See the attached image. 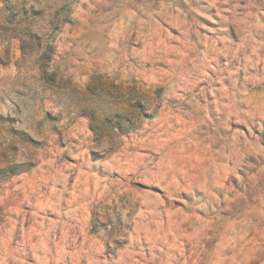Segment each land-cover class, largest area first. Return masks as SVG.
Listing matches in <instances>:
<instances>
[{"label":"rangeland","instance_id":"1","mask_svg":"<svg viewBox=\"0 0 264 264\" xmlns=\"http://www.w3.org/2000/svg\"><path fill=\"white\" fill-rule=\"evenodd\" d=\"M0 264H264V0H0Z\"/></svg>","mask_w":264,"mask_h":264},{"label":"trees","instance_id":"2","mask_svg":"<svg viewBox=\"0 0 264 264\" xmlns=\"http://www.w3.org/2000/svg\"><path fill=\"white\" fill-rule=\"evenodd\" d=\"M140 104H141L140 101L136 104V105L139 107V108H138L139 111H141V109H142V105H140ZM119 116H120V115H119ZM120 121H121V119L118 120L117 125H116V127L119 128V129L123 128V125L120 124ZM92 126H93V127H92L93 130H94L95 132H98V129H99V128H97V126H95V124H93Z\"/></svg>","mask_w":264,"mask_h":264}]
</instances>
